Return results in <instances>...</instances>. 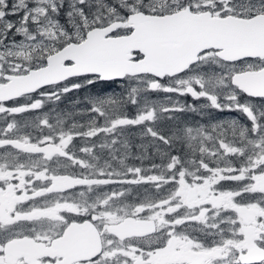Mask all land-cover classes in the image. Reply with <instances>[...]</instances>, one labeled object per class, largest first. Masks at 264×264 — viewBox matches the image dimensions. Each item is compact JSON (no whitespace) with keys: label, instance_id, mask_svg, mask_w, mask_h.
Masks as SVG:
<instances>
[{"label":"snow or ice","instance_id":"obj_1","mask_svg":"<svg viewBox=\"0 0 264 264\" xmlns=\"http://www.w3.org/2000/svg\"><path fill=\"white\" fill-rule=\"evenodd\" d=\"M0 264H264V0H0Z\"/></svg>","mask_w":264,"mask_h":264},{"label":"flooded vegetation","instance_id":"obj_2","mask_svg":"<svg viewBox=\"0 0 264 264\" xmlns=\"http://www.w3.org/2000/svg\"><path fill=\"white\" fill-rule=\"evenodd\" d=\"M155 98V97H154ZM189 100L191 99L190 97L188 98ZM218 116H220V117H224V118H227L228 116H229V114H217ZM231 115H237V114H235V113H233V114H231ZM196 119H199L198 117L196 118ZM241 119H243L242 117H241ZM136 131V129H133V132H135ZM140 141L138 140V139H135L134 138V143H139ZM133 151L135 152L136 151V149L135 148H133Z\"/></svg>","mask_w":264,"mask_h":264}]
</instances>
